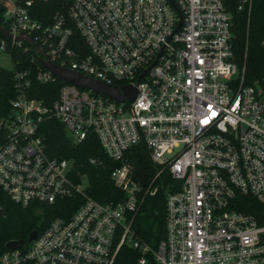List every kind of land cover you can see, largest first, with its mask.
I'll return each instance as SVG.
<instances>
[{
  "label": "built area",
  "instance_id": "1",
  "mask_svg": "<svg viewBox=\"0 0 264 264\" xmlns=\"http://www.w3.org/2000/svg\"><path fill=\"white\" fill-rule=\"evenodd\" d=\"M39 1L0 0L13 35L0 39V55L32 49L16 39L26 34L54 65L119 89L133 86L137 95L119 102L63 83L49 104V93L30 98L34 78L59 81L36 55L35 72H15L12 115L0 119L7 133L0 189L24 208L60 201L78 207L21 248L6 245L0 264H117L126 245L140 253L138 264H264V210L258 219L243 209L247 199L264 208V89L245 84L225 0H64L48 22L34 17ZM47 119L60 121L75 143L94 135L120 163L110 174L123 193L118 202L93 197L74 161L48 154L41 133ZM141 143L157 168L147 184L125 160ZM164 173L172 178L166 233L153 247L132 225L163 187Z\"/></svg>",
  "mask_w": 264,
  "mask_h": 264
},
{
  "label": "trees",
  "instance_id": "2",
  "mask_svg": "<svg viewBox=\"0 0 264 264\" xmlns=\"http://www.w3.org/2000/svg\"><path fill=\"white\" fill-rule=\"evenodd\" d=\"M64 4V0H43L36 3L38 13L35 19L48 22ZM227 9L236 19V52L237 57L246 63L245 84L260 85L264 89V0H225ZM243 6L241 10L239 7ZM4 9L0 7V24L4 22ZM5 36L0 31V39ZM27 47V46H25ZM14 68L9 70L0 67V119H8L12 115L11 102L17 97L14 74L16 71L30 69L36 71L40 64L34 59L32 49L16 47L11 51ZM32 60L34 63H32ZM63 83L55 81L50 85H41L33 79L32 88L36 90L30 98L43 100L42 95L49 93V103L56 99L58 90ZM48 154L59 159L74 161L76 173L86 175L90 181V193L103 202H118L123 193L111 181L110 174L120 165L112 162L105 155L98 139L90 135L81 143H75L63 124L57 119H47L41 125ZM7 138L6 131L0 132V143ZM91 158L99 160V165L90 163ZM125 160L134 168V179L140 183H151L157 173L149 151L141 143L131 148ZM172 182L168 173L159 180L161 187L156 196L149 197L136 215L132 228L143 242L156 247L164 239L166 233V192L167 184ZM0 204L5 207L6 217L0 219V252L6 251L11 241L28 240L33 232L41 235L52 221L57 218H69L78 205L71 201H60L53 206L33 205L22 207L15 204L0 189ZM243 209L261 219L262 206L254 200L247 199ZM140 253L124 246L117 264H138ZM154 264V263H151Z\"/></svg>",
  "mask_w": 264,
  "mask_h": 264
},
{
  "label": "water",
  "instance_id": "3",
  "mask_svg": "<svg viewBox=\"0 0 264 264\" xmlns=\"http://www.w3.org/2000/svg\"><path fill=\"white\" fill-rule=\"evenodd\" d=\"M234 24H235V33H236L235 16H234ZM0 31L5 37L11 39L13 38V35H11L8 32V30L1 24H0ZM16 39L18 41L30 44L32 46V53L38 57V60L40 61L42 67L48 70L60 82L66 84H72L81 89L90 90L96 94L105 95L119 102H124V101L133 102L135 100L137 95V89L135 87L126 86L123 87L122 89H119L115 86L106 85L100 81L88 78L84 75L78 74L69 69L56 66L50 61L45 50L40 45L35 43L29 36H27L26 34H22L16 37ZM39 54L42 56V58L38 56ZM37 236L38 233L33 232L30 235L28 241L36 240ZM24 242H25L24 240L12 241L7 244V248L10 250L19 249L23 246Z\"/></svg>",
  "mask_w": 264,
  "mask_h": 264
},
{
  "label": "rangeland",
  "instance_id": "4",
  "mask_svg": "<svg viewBox=\"0 0 264 264\" xmlns=\"http://www.w3.org/2000/svg\"><path fill=\"white\" fill-rule=\"evenodd\" d=\"M9 1H13V0H9ZM13 66L14 65L12 62V58L8 53H4L0 55V67L11 70L13 69ZM256 86H260V85L257 84Z\"/></svg>",
  "mask_w": 264,
  "mask_h": 264
}]
</instances>
